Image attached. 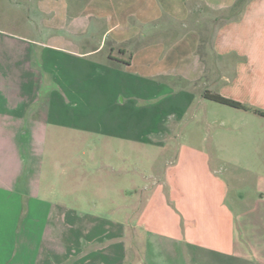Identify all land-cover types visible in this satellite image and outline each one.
Segmentation results:
<instances>
[{"label":"rangeland","instance_id":"obj_1","mask_svg":"<svg viewBox=\"0 0 264 264\" xmlns=\"http://www.w3.org/2000/svg\"><path fill=\"white\" fill-rule=\"evenodd\" d=\"M0 9V110L10 105L9 97L25 98L18 137L30 135L9 154L0 149V174L29 176L34 193L33 198L21 196L23 177L16 192H0V264L14 253L5 236L9 228L13 231L15 222L19 233L28 226L20 201L60 204L126 222L134 237L127 242L126 264H240L212 249L220 231L215 211L223 205L264 227V117L201 99L196 93L192 100L174 101L188 88L169 85L166 75L156 79V88H161L155 100L134 92L140 87L135 72L124 74L120 87L130 96L118 98L121 103L124 97L123 104L113 101L115 85L88 82L74 90V85L63 82L77 78L78 70L57 63L66 55L38 45L23 51L18 41L12 48L13 38L48 40L44 35L40 40L26 36L20 21L8 19L10 11L23 10L10 8L7 0H0ZM209 33L204 32V40ZM207 48L202 46V56H209ZM207 58L211 63L212 56ZM237 61L234 55L224 59L218 71L224 80L219 78L215 86L211 82L217 71L209 69L204 89L221 90L225 97L264 111L259 86L250 89L244 77L238 81ZM8 204L16 206L15 213L2 209ZM186 206L195 218L205 215L206 220L203 229L195 221L187 222L197 233L190 244L181 245L186 248L184 260L170 237L172 226L184 223L185 214L179 211ZM201 208L209 212L201 214ZM258 232L264 237V229ZM208 236L213 239L208 240L210 249L205 246Z\"/></svg>","mask_w":264,"mask_h":264},{"label":"crops","instance_id":"obj_2","mask_svg":"<svg viewBox=\"0 0 264 264\" xmlns=\"http://www.w3.org/2000/svg\"><path fill=\"white\" fill-rule=\"evenodd\" d=\"M242 2L243 7L236 12L235 6ZM7 4L23 10L10 11L8 19L20 21L26 36H37L34 40H40L44 35L48 40L40 43L13 38L12 48L17 47L18 41L23 51L32 45L61 51L66 57L57 63L79 73L73 81L63 82L65 85H74L77 91L88 82L97 86L115 85L117 90L111 100L116 105L123 104L124 97L117 103L123 94L130 96L120 87L128 72L139 76L136 83L140 87L134 92L142 98L155 100L156 91L161 88H156V79L166 75L171 78L169 85L178 83L188 88L187 93L175 97L174 101L192 100L193 93L204 99L209 69H216L211 83L218 85L219 78L224 80L218 71L230 55L238 60V81L244 77L250 89L259 86L264 93V0H7ZM207 29L210 33L204 40ZM203 45L208 47L211 63L209 56L201 55ZM14 97L6 99L10 105L0 110V149L8 150V154L10 148L15 151L17 144L30 136L23 133V138L18 137L23 129L17 127V122L25 116L27 106L25 98ZM261 102L264 107V98ZM17 161L16 158L13 163L14 172ZM19 163L21 166V160ZM22 175L11 178L0 174V192H16L17 182L23 177L21 186L25 194L21 196L33 198L29 176ZM159 193L156 189V196ZM22 202L18 207L22 215L26 214L28 226L18 233L14 222L13 231L9 228L5 234L14 253L3 264H126L127 242L133 237L126 222L60 204L38 201L23 205ZM2 209L10 213L17 210L11 204ZM179 212L185 214V221L172 226L174 233L170 239L185 260L186 248L181 245L190 244L197 233L187 222L195 221L203 229L206 218L205 215L195 218L187 206ZM198 212L206 214L209 210L201 208ZM215 212L220 230L214 242L216 246L212 248L208 243V240L213 242L210 236L206 237L205 246L240 264H264V237L258 232L264 227L252 222L251 217L243 220L238 210L223 205H218ZM163 237L167 238L160 236Z\"/></svg>","mask_w":264,"mask_h":264},{"label":"trees","instance_id":"obj_3","mask_svg":"<svg viewBox=\"0 0 264 264\" xmlns=\"http://www.w3.org/2000/svg\"><path fill=\"white\" fill-rule=\"evenodd\" d=\"M242 7H243V2L242 3H238L235 6L234 10H236V12H237ZM203 97H204V99H207L209 101H213V102H216V103H219V104H222V105H226V106L232 107L234 109L243 110V111H247V112L252 111L256 115L264 117V111H262V110L249 108L245 104H243V103H241L239 101L224 97V96H222L220 94L213 93V92L208 91V90L203 93Z\"/></svg>","mask_w":264,"mask_h":264}]
</instances>
